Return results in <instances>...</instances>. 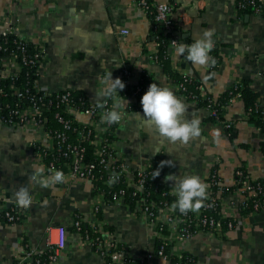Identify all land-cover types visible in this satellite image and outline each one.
I'll list each match as a JSON object with an SVG mask.
<instances>
[{
	"label": "crops",
	"instance_id": "0c3cea01",
	"mask_svg": "<svg viewBox=\"0 0 264 264\" xmlns=\"http://www.w3.org/2000/svg\"><path fill=\"white\" fill-rule=\"evenodd\" d=\"M134 0H0V31L12 28L46 54L39 84L50 91L74 89L92 100L104 97V85L119 76L123 63L153 76L140 99L119 102L128 108L119 128L118 144L126 162L138 167L162 159L165 178L189 204L205 201L208 176L215 173L224 188L237 184L236 171L245 168L252 179H264V134L246 112L240 98L225 109L230 135L220 122L209 121V110L198 107L177 88L148 53H158L151 21ZM173 4L199 1L202 8L171 50L172 68L201 81V96L221 97L237 81L246 80L264 106V13L239 12L234 0H159ZM128 29L129 34L121 31ZM137 101L136 109L129 103ZM32 134L0 124V190L27 212L26 225L0 217V264H33L24 241L42 252L48 227L64 224L71 233L56 264H106L103 255L79 239L73 223L98 219L124 242L130 256L142 257L157 248L153 230L132 209L103 202L92 213L96 195L90 181L52 182L32 153ZM233 192L225 196L230 204ZM8 204V203H7ZM2 201L0 199V207ZM196 264H264V208L246 215L220 237L201 231L179 245ZM154 264H167L157 260Z\"/></svg>",
	"mask_w": 264,
	"mask_h": 264
},
{
	"label": "built area",
	"instance_id": "2783aa9c",
	"mask_svg": "<svg viewBox=\"0 0 264 264\" xmlns=\"http://www.w3.org/2000/svg\"><path fill=\"white\" fill-rule=\"evenodd\" d=\"M133 2L148 15L151 28L162 27L171 33L166 52L169 58L171 50L181 45L180 34L188 31L192 19L202 8L199 1L191 4L159 0ZM234 2L237 8L251 6L255 13H264V0ZM121 32L127 35L130 31L123 29ZM147 55L159 62L158 53ZM46 59L42 42H33L12 28L0 31V124L32 134V153L44 176L52 182L90 181L96 191L92 198V213L96 218L101 204L109 201L132 209V213L146 220L157 240V248L135 257L127 254L124 242L104 220L90 224L92 236L82 230L84 219L79 214L75 216L74 232L103 255L106 264H154L157 260L167 264H196L193 259L184 258L179 247L181 243L201 231L224 237L246 216L242 210L250 208L248 214H251L264 208V185L241 168L236 175L245 179L235 191L237 199L226 203L223 181L212 173L208 176L205 201L195 206L189 205L168 184L161 158L138 167L126 162L118 138L128 108L122 110L119 102L138 100L141 92V74L129 63H123L113 84L104 85V97L92 100L74 89L50 91L41 88L40 71ZM24 69L30 78L19 85L16 82ZM32 69L37 78L31 76ZM4 80L11 82L6 86ZM185 81L193 80L187 77ZM121 82L132 85L128 97L119 89ZM176 88L187 92L190 100L197 103L198 92L188 91L184 81L177 83ZM11 95L15 98L3 99ZM233 98H239L238 94ZM215 114L216 109L209 110V115ZM226 127L231 128L232 123H226ZM0 199V217L10 224L26 225L27 212L21 203L9 205L11 200L4 190H0ZM70 234L64 224L48 227L44 251L37 252L24 241L26 258L33 259V264H56ZM171 254L178 259L172 261Z\"/></svg>",
	"mask_w": 264,
	"mask_h": 264
},
{
	"label": "trees",
	"instance_id": "16d2710c",
	"mask_svg": "<svg viewBox=\"0 0 264 264\" xmlns=\"http://www.w3.org/2000/svg\"><path fill=\"white\" fill-rule=\"evenodd\" d=\"M238 11L241 12H245V13H250V12H254L253 8L251 6H246L243 8H238ZM171 36V33L166 32V30L162 27H158L157 29L155 28H151V37L155 38L159 51H158V59H159V65L162 67L163 71L165 72L166 75H168V77L174 81L175 84L180 83V82H185L188 91H194V92H198L199 97L197 100V106L198 107H202V108H206L208 110H212L213 108L216 109L217 114L215 115H209L208 116V120L209 121H214V122H220L223 124V126L226 128L227 132L230 135H234L233 132V128H227L226 127V121L224 118V112L225 109L229 106V104L231 103L230 101L232 100L233 96L236 94H238V97L240 99H242V101L245 104V108H246V112L249 115V118L252 122L255 123V125L261 129L263 131L264 134V106L260 103L259 100V94L258 92H256L251 86L250 83L246 80H239L237 83H235L228 91H226L221 97L215 99L213 96L209 95L207 97H203L201 96V81L197 78H192L193 81L189 82V81H185V78L189 77L186 75H183L177 71H175L172 66H171V62L169 57L166 55V52L168 53L169 50V38ZM180 37H183V33L180 34ZM31 76L33 75V79L37 78L35 73V70L32 69L31 71ZM152 74L148 71V70H144L141 73V80H140V86H141V92L138 94V98L140 99L141 95L143 94V92H145L148 89V85L150 84V82L152 81ZM28 75H27V70L24 69V71L20 74L19 76V80L16 82L19 85H24L26 83V81L28 80ZM10 80H4L3 84H5L6 86H8L10 84ZM119 89L122 91V93H124L127 97L129 95H131V89H132V85H128L125 84L123 82H121L120 84H118ZM237 86V87H236ZM79 92V91H78ZM183 95H185L188 99H191L188 97V93L187 92H183L180 91ZM82 93V92H81ZM14 96H10V97H3L4 100H12L14 99ZM136 103H138L137 101H131L129 103V109H136ZM262 149L264 151V139L262 142ZM243 170L246 171L245 168H241ZM246 174V173H245ZM236 179H237V184L235 187L233 188H225L224 189V195L226 196L229 192H233L234 190H237L240 186H241V182L243 179H245L244 177H239L238 175H236ZM259 182H261L264 185V179H258ZM217 188H214V190H216ZM250 208L248 209H244L242 210L243 214L247 215L248 212H250ZM73 229V227L71 228ZM82 230L84 232H89L92 236L94 235L92 232V228L86 227L83 224ZM169 252V251H168ZM184 258H186V255H183ZM46 257V254L44 255L43 258ZM170 257L172 258V261H175L176 259H178V256L171 254ZM189 258V257H188ZM192 259V258H189Z\"/></svg>",
	"mask_w": 264,
	"mask_h": 264
}]
</instances>
